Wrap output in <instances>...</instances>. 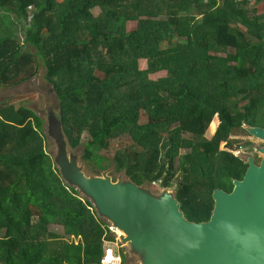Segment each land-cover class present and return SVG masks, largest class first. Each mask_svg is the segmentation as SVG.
<instances>
[{
  "label": "trees",
  "instance_id": "obj_1",
  "mask_svg": "<svg viewBox=\"0 0 264 264\" xmlns=\"http://www.w3.org/2000/svg\"><path fill=\"white\" fill-rule=\"evenodd\" d=\"M39 60L69 146L105 169L102 151L126 139L115 155L126 175L170 188L180 174L188 220H209L214 190L243 178L247 160L223 147L234 127H264V12L247 2L0 0V86L36 76ZM0 196L34 202L37 223L64 227V236L22 232L2 198L0 264H101L104 239L115 240L63 178L42 116L23 104L0 106Z\"/></svg>",
  "mask_w": 264,
  "mask_h": 264
},
{
  "label": "water",
  "instance_id": "obj_2",
  "mask_svg": "<svg viewBox=\"0 0 264 264\" xmlns=\"http://www.w3.org/2000/svg\"><path fill=\"white\" fill-rule=\"evenodd\" d=\"M60 124L63 130L61 116ZM246 127L264 140V127ZM257 149L264 154V147ZM246 162L231 191L214 190L212 215L201 222L188 220L168 191L157 198L132 180L90 177L67 162L60 172L82 187L100 217L127 233L121 241L131 240L126 244L143 254L144 264H264V156L259 164L252 156Z\"/></svg>",
  "mask_w": 264,
  "mask_h": 264
},
{
  "label": "rangeland",
  "instance_id": "obj_3",
  "mask_svg": "<svg viewBox=\"0 0 264 264\" xmlns=\"http://www.w3.org/2000/svg\"><path fill=\"white\" fill-rule=\"evenodd\" d=\"M253 8L257 10V13L264 12V0L258 1L252 5ZM93 13L98 15L100 13V8H93ZM18 20L15 16H13ZM8 26L15 25V20L13 18H8L6 21ZM23 26V23H21ZM136 22H129V28L135 27ZM22 28V27H20ZM20 38H23V34L19 33ZM167 46V43L164 44ZM222 54V53H220ZM140 66L142 68L147 67L146 60L142 59L140 61ZM164 72H158L152 76L160 77ZM1 103L14 104V105H26L29 108L35 110L44 120V131L47 137L48 151L54 157V160L58 168L62 169L63 163L67 162V165L76 166L81 169L87 176H109L114 182H125L131 180L125 173L124 168L119 164L118 157H116V152L118 149L128 146L130 142L126 139H114L110 144V148L103 150L102 154L107 157L105 163V169L96 165L95 161L92 159H87L84 156L83 145L78 148H71L67 141V138L62 135L63 130L60 124V103L55 94L52 85L45 78V67L41 60L38 61V74L31 79H27L19 84H8L5 86H0V106ZM219 123V117L216 116ZM149 117L145 111L141 112V121L148 122ZM235 128V127H234ZM232 129L230 137L224 147L230 149L234 153L241 156L243 159L248 160L250 156L254 157L256 161H259L264 154L258 151L257 147H264V140L256 137L251 133L246 125L237 127V129ZM87 134H85L86 136ZM213 133L207 130L205 138H211ZM180 174L176 175L173 179V186L170 188L161 187L159 182H152L141 185V187L155 197L161 196L164 191L175 194V188L177 182L180 180ZM68 183L69 181L66 180ZM69 184V183H68ZM83 194L82 187L79 184L72 185ZM4 199L9 203L6 207L7 213H13L15 219L19 221L20 229L25 233H37L40 231L50 230L57 234L64 236V227L58 224H39L36 222V217L39 214V205H35L34 202H29L23 200L19 204H14L9 201L6 196H0V200ZM93 203V202H92ZM94 206V205H93ZM98 213V211H97ZM99 214V213H98ZM100 217V216H99ZM102 220L106 222L109 227L110 233L115 236V246L119 250L120 257L116 259L114 264H120L121 258L124 257L126 264H144L143 254L135 248H132L129 244L121 241L120 235L118 233V228L112 220L107 217H101ZM113 229H112V228ZM77 241L74 235L68 237ZM107 245L110 242L106 241ZM104 257V255H103Z\"/></svg>",
  "mask_w": 264,
  "mask_h": 264
},
{
  "label": "built area",
  "instance_id": "obj_4",
  "mask_svg": "<svg viewBox=\"0 0 264 264\" xmlns=\"http://www.w3.org/2000/svg\"><path fill=\"white\" fill-rule=\"evenodd\" d=\"M237 3L247 2L249 6H252L254 3L258 2L259 0H234ZM224 149H228L223 147ZM231 151L230 149H228ZM112 228V227H111ZM113 229V228H112ZM106 241L110 242L109 245H107ZM115 240H111L109 238L104 239V257L102 258L101 264H114L116 259L120 257L119 250H117L114 242ZM75 242H78V239Z\"/></svg>",
  "mask_w": 264,
  "mask_h": 264
},
{
  "label": "bare ground",
  "instance_id": "obj_5",
  "mask_svg": "<svg viewBox=\"0 0 264 264\" xmlns=\"http://www.w3.org/2000/svg\"><path fill=\"white\" fill-rule=\"evenodd\" d=\"M119 235H120V238L121 237H127V233L124 231V230H122V229H119ZM131 240H128V241H126V243H129Z\"/></svg>",
  "mask_w": 264,
  "mask_h": 264
},
{
  "label": "flooded vegetation",
  "instance_id": "obj_6",
  "mask_svg": "<svg viewBox=\"0 0 264 264\" xmlns=\"http://www.w3.org/2000/svg\"><path fill=\"white\" fill-rule=\"evenodd\" d=\"M261 159H262V158H261ZM261 159H260L259 161H256V160H255V161L259 164L260 161H261ZM120 264H126V263H125V259H124V257L121 258Z\"/></svg>",
  "mask_w": 264,
  "mask_h": 264
}]
</instances>
